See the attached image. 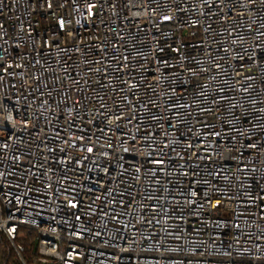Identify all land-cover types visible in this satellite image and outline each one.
<instances>
[{"label": "built area", "instance_id": "2783aa9c", "mask_svg": "<svg viewBox=\"0 0 264 264\" xmlns=\"http://www.w3.org/2000/svg\"><path fill=\"white\" fill-rule=\"evenodd\" d=\"M31 234L35 264H264V0H0V247Z\"/></svg>", "mask_w": 264, "mask_h": 264}, {"label": "trees", "instance_id": "16d2710c", "mask_svg": "<svg viewBox=\"0 0 264 264\" xmlns=\"http://www.w3.org/2000/svg\"><path fill=\"white\" fill-rule=\"evenodd\" d=\"M34 237V234H31L28 240L21 241L24 246V250L21 254L27 264H35L38 256ZM4 260L6 261V264H21L18 255L13 248H11L10 254H7L6 251L4 252Z\"/></svg>", "mask_w": 264, "mask_h": 264}, {"label": "rangeland", "instance_id": "374dc122", "mask_svg": "<svg viewBox=\"0 0 264 264\" xmlns=\"http://www.w3.org/2000/svg\"><path fill=\"white\" fill-rule=\"evenodd\" d=\"M7 249L6 246H1L0 247V264H4V252Z\"/></svg>", "mask_w": 264, "mask_h": 264}]
</instances>
